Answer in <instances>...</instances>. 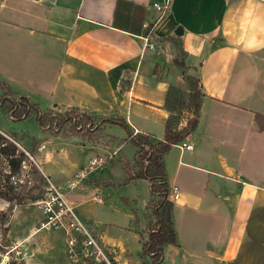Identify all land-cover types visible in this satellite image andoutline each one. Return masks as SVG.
Listing matches in <instances>:
<instances>
[{"label": "crops", "instance_id": "1", "mask_svg": "<svg viewBox=\"0 0 264 264\" xmlns=\"http://www.w3.org/2000/svg\"><path fill=\"white\" fill-rule=\"evenodd\" d=\"M161 1L0 0V82L42 114L73 108L113 119L99 122L96 132L111 131L106 137H89L84 146L89 161L102 156L107 165L67 198L116 264H150L144 250L149 180L138 178L146 180L149 196L143 220L125 241L96 221L95 205L106 200L95 174L117 158L125 181L124 162L134 164L138 150L129 135L163 139L169 90L185 75L194 77L202 93L199 122L184 140L194 147L181 149L179 142L164 156L169 190L177 187L181 199L173 207L177 242L164 244L159 264H264V129L257 119L264 115V0H171L159 19L154 3ZM180 55L183 67L175 63ZM53 137L42 133L30 154L65 187L82 166L67 148L78 143L64 140L49 149ZM128 145L130 156L123 152Z\"/></svg>", "mask_w": 264, "mask_h": 264}, {"label": "rangeland", "instance_id": "2", "mask_svg": "<svg viewBox=\"0 0 264 264\" xmlns=\"http://www.w3.org/2000/svg\"><path fill=\"white\" fill-rule=\"evenodd\" d=\"M180 59L182 60L181 55L175 59V63L179 64ZM184 81L180 87L171 91L169 105L173 108V117L177 121L194 117L193 106L196 99L193 98L191 89L196 87V91H200L194 78L184 77ZM4 97L19 100L18 96L9 94L7 87L0 82V101L4 100ZM0 107V125L18 132L17 135L0 129V135L3 137L0 139V264H72L65 255L64 238L59 232L50 229L37 231L42 212L32 202L43 196L46 182L43 173L26 151L30 152L33 146L39 144V136L48 131L58 136L53 137L54 140L47 144L49 149L56 150L61 141L75 139L78 144H71L77 145L78 148H67L70 151V160L79 161L83 166L81 170L90 162L89 153L84 147L90 138L101 139L111 131L107 127L99 133L96 132L99 130L100 119L78 109L52 110L50 113L55 118L54 122H47L49 126L41 128L35 113L11 121L8 119V116H11L8 102ZM76 131H82V134L86 135H76ZM12 144L16 146L14 155L6 154L3 148L9 149ZM123 152L130 156L133 153L132 146H126ZM22 154V161H25L26 166L19 164L18 170L14 171L17 163L15 159ZM11 159L15 161L12 162ZM112 165L110 163L103 170V175L95 174L100 183H103L102 192L106 200L104 204L95 205L96 221L101 222L102 229L109 227L112 236L128 241L130 231L137 229L144 218V204L149 196V189L144 179L125 182L119 178V169L122 168L117 158L115 165ZM12 175H16L18 184L12 183ZM50 177L56 183L54 178ZM75 211L77 213V209ZM32 224L34 225L31 226ZM25 233L26 238L21 242L17 241Z\"/></svg>", "mask_w": 264, "mask_h": 264}, {"label": "trees", "instance_id": "3", "mask_svg": "<svg viewBox=\"0 0 264 264\" xmlns=\"http://www.w3.org/2000/svg\"><path fill=\"white\" fill-rule=\"evenodd\" d=\"M179 66L183 67L184 63L179 62ZM187 78H194L189 75H185ZM198 83V81L194 78ZM178 87L172 86L169 90L167 98V108L171 111V116L167 121L165 135L163 139H157L151 134H139L134 135L131 133L129 135V141L134 143L137 147V153L135 155L134 164L125 161L124 168L128 174L125 182H131L138 178H145L150 182V193L151 201L149 209L151 210V216L149 218L148 229L149 237L144 242V250L147 255H150L152 262L150 264H159L164 255V244L165 243H176L177 242V231L174 225L173 219V207L174 202H172L169 195V184L168 177L165 166V154L170 150L171 146L182 142L187 139L189 135L197 128L199 122V109L201 105V95L200 91H196V87L191 89L193 93V98L196 99L194 103V117L189 118L187 124L178 129L177 121L173 117V108L169 105L171 102V91L177 89ZM9 94L13 96H18L19 100L14 98L4 97L5 99L0 101V104L5 105L8 102V110L10 114L17 120L28 117L30 114L35 113L36 119L41 126L44 128L49 126L50 123L54 122V117L50 112L41 113L38 106L30 101V99L25 95L17 94L8 89ZM257 119L260 124L261 129H264V115L257 114ZM101 122H113V119L101 118ZM47 122L49 123L47 125ZM123 124V123H122ZM0 135V139H2ZM6 154H13L16 151V146L11 145L9 149L4 147ZM23 154L15 159L17 161L14 171L18 170L19 164L23 162ZM11 159L12 162L15 161ZM7 200H13L7 198ZM85 264H107L105 262L96 263L89 261ZM116 264V263H115ZM148 264V263H144Z\"/></svg>", "mask_w": 264, "mask_h": 264}, {"label": "built area", "instance_id": "4", "mask_svg": "<svg viewBox=\"0 0 264 264\" xmlns=\"http://www.w3.org/2000/svg\"><path fill=\"white\" fill-rule=\"evenodd\" d=\"M171 0L155 2L154 8L159 12V19H162L169 11ZM181 149H192V143L182 141L179 143ZM41 147H45L42 144ZM26 153L34 163L36 161L29 151ZM37 164V163H36ZM107 165V158L96 156L92 158L87 167L79 170L68 182L65 187L54 183L51 178L44 175L45 188L42 197L32 203L42 212V219L37 227V231L50 229L63 235L65 243V255L72 264H85L89 261L107 264H115L112 258V251L101 241L96 231L85 223L76 213L75 207L67 198V193L74 190L78 184L86 179L87 175ZM25 161L22 167H25ZM12 183L18 184L16 175H12ZM169 199L178 202L181 199V192L177 187L169 190ZM98 201H103V197H95Z\"/></svg>", "mask_w": 264, "mask_h": 264}, {"label": "water", "instance_id": "5", "mask_svg": "<svg viewBox=\"0 0 264 264\" xmlns=\"http://www.w3.org/2000/svg\"><path fill=\"white\" fill-rule=\"evenodd\" d=\"M176 33H177L178 35H181V34L183 33V31L180 29V30H177Z\"/></svg>", "mask_w": 264, "mask_h": 264}]
</instances>
